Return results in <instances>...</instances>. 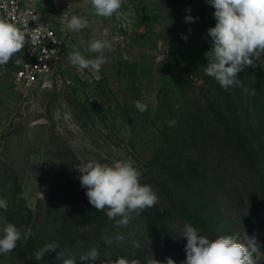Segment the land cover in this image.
Listing matches in <instances>:
<instances>
[{
  "label": "rangeland",
  "instance_id": "374dc122",
  "mask_svg": "<svg viewBox=\"0 0 264 264\" xmlns=\"http://www.w3.org/2000/svg\"><path fill=\"white\" fill-rule=\"evenodd\" d=\"M86 6L75 15L86 17L89 27L63 30L67 54L78 47L94 58L87 44L107 39L112 49L99 72L79 71L67 55L59 75L26 92L13 80L25 48L0 66L7 71L0 80V198L8 202L7 211L0 209V235L6 223L35 233L0 255V264H62L67 258L85 264L79 257L93 247L100 253L95 264L118 257L147 264L152 255L181 264L186 222L210 239L235 235L246 244L255 236L261 250L255 258L264 264L260 61L237 74L242 86L228 90L206 75L207 30L216 24L207 0H124L130 24L92 16ZM187 15L194 22H186ZM137 100L148 105L145 112L136 109ZM129 158L159 199L118 227L88 202L74 165ZM53 242L60 250L42 260L30 254Z\"/></svg>",
  "mask_w": 264,
  "mask_h": 264
},
{
  "label": "clouds",
  "instance_id": "9594fccd",
  "mask_svg": "<svg viewBox=\"0 0 264 264\" xmlns=\"http://www.w3.org/2000/svg\"><path fill=\"white\" fill-rule=\"evenodd\" d=\"M91 6L90 15L109 19L115 17L118 21L130 24L129 14L123 12L124 0H88ZM215 9L213 15L216 20L214 27L207 30L211 37L212 47L205 53L208 60L205 68L206 75L213 77L219 85L228 90L230 87L242 86L237 74L247 67H257L256 61L264 67V0H207ZM190 13L191 9H186ZM29 19L36 17L21 15L20 23H12L0 18V66L8 64L25 48L28 40L26 34L34 32L29 29ZM186 22H194L191 15L185 17ZM89 27V20L81 15H72L64 25V30L77 32ZM142 31V29H141ZM183 39H187L182 35ZM33 44L37 43L35 35ZM112 45L107 39H93L86 51L95 54L94 58H86L78 47L69 52L70 64L83 72L88 69L99 72L106 61L105 51H111ZM20 63L19 60L16 61ZM136 109L143 113L148 105L137 100L134 101ZM174 126L175 121L168 122ZM74 167L80 173L78 179L81 187L86 189L88 202L99 212H105L116 226L126 227L133 214L139 216L147 208L155 206L158 195L150 185L141 183V172L135 167L132 159L115 160L111 164L95 160L80 162ZM43 199V193L40 192ZM21 198L23 195L21 194ZM44 200V199H43ZM8 202L0 198V209L7 211ZM35 233L31 228L22 231L13 223H6L0 235V255L6 256L13 252L18 242H25ZM183 237L187 239L185 245L186 259L181 264H257L256 254L260 253V244L255 236L248 237L247 243L238 241L235 235H220L210 239L201 235L200 230L191 223L183 226ZM123 240L122 235L116 237ZM111 240H105L106 245ZM134 242V247H139ZM59 248L58 243H49L34 253L37 261L42 260L46 253ZM63 256L57 254V260ZM100 260V253L93 247L79 257L85 264H95ZM62 264H77L74 258L63 259ZM108 264H140L138 259L128 260L118 257ZM147 264H176L172 258L160 261L153 258Z\"/></svg>",
  "mask_w": 264,
  "mask_h": 264
},
{
  "label": "built area",
  "instance_id": "2783aa9c",
  "mask_svg": "<svg viewBox=\"0 0 264 264\" xmlns=\"http://www.w3.org/2000/svg\"><path fill=\"white\" fill-rule=\"evenodd\" d=\"M36 17L29 19L24 60L19 69L13 73L17 88L22 91H34L44 79L59 75L67 56V40L62 29H58L48 21L38 9L34 0H0V18L12 23H20L21 15ZM33 35L37 43L33 44ZM7 71L0 68V80Z\"/></svg>",
  "mask_w": 264,
  "mask_h": 264
},
{
  "label": "crops",
  "instance_id": "0c3cea01",
  "mask_svg": "<svg viewBox=\"0 0 264 264\" xmlns=\"http://www.w3.org/2000/svg\"><path fill=\"white\" fill-rule=\"evenodd\" d=\"M36 4L40 11L48 13V15L43 14L44 17L53 26L62 30L67 20L76 14L81 4L88 5L84 9L90 10L88 0H40Z\"/></svg>",
  "mask_w": 264,
  "mask_h": 264
},
{
  "label": "trees",
  "instance_id": "16d2710c",
  "mask_svg": "<svg viewBox=\"0 0 264 264\" xmlns=\"http://www.w3.org/2000/svg\"><path fill=\"white\" fill-rule=\"evenodd\" d=\"M28 212L30 213L29 210H27V213H28ZM29 220H30V219H29ZM30 221H31V220H30ZM28 249H30V248H28ZM38 250H39V248H38L36 251H38ZM56 250H60V248H59V249H56ZM30 252H31L30 254H31L32 257H33V255H34L35 252H33V250H31ZM59 252H60V251H59ZM45 257H46V255H45ZM45 263H46V262H45Z\"/></svg>",
  "mask_w": 264,
  "mask_h": 264
}]
</instances>
